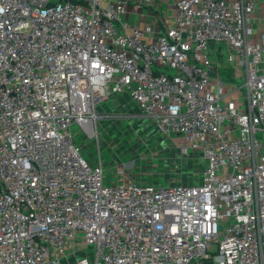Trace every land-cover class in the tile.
Here are the masks:
<instances>
[{
    "label": "built area",
    "instance_id": "obj_1",
    "mask_svg": "<svg viewBox=\"0 0 264 264\" xmlns=\"http://www.w3.org/2000/svg\"><path fill=\"white\" fill-rule=\"evenodd\" d=\"M174 1L145 41L126 0H0V264H264V0ZM115 94L195 179L104 183L73 125Z\"/></svg>",
    "mask_w": 264,
    "mask_h": 264
},
{
    "label": "rangeland",
    "instance_id": "obj_2",
    "mask_svg": "<svg viewBox=\"0 0 264 264\" xmlns=\"http://www.w3.org/2000/svg\"><path fill=\"white\" fill-rule=\"evenodd\" d=\"M221 50L223 54L226 53L223 45ZM242 74L235 78L236 86L243 84ZM240 90L243 92V88ZM119 103L118 98L111 101L115 107ZM100 105L96 109L98 112H101ZM139 124L137 114L113 111L99 119L95 126L85 132H75L78 128L76 124L73 125L75 141L87 161L89 163H95L99 159L102 161L105 184L115 182L117 176L113 173L114 169L122 165L130 169L134 167V174L143 183H182L195 179L201 165L196 155L193 157L191 151L186 155L179 154L173 147L171 139H167L158 131L141 132L144 128L140 129ZM188 164L193 168L191 172Z\"/></svg>",
    "mask_w": 264,
    "mask_h": 264
},
{
    "label": "crops",
    "instance_id": "obj_3",
    "mask_svg": "<svg viewBox=\"0 0 264 264\" xmlns=\"http://www.w3.org/2000/svg\"><path fill=\"white\" fill-rule=\"evenodd\" d=\"M127 1V9L125 14L122 16V19L128 24L127 32H131V28L138 27L140 29H144L145 27H149L150 30L144 35L143 39L145 41H150L154 39V37L163 29L164 25L172 24L173 17V7L174 0H126ZM260 2V1H259ZM171 15V16H170ZM254 28L255 33L252 36V39L263 43L262 34L264 33V7H260L256 9L254 14ZM119 99V105L114 106L111 104V101H115V99ZM101 113L110 114L113 111H121L129 113L137 114L139 116V128L143 131H155L152 120L147 117L143 111L139 108V106L128 96L122 94H115L107 98L105 101L101 103ZM146 122L148 125H146ZM168 139V138H167ZM173 147L179 151V154L183 155L180 152L179 145L181 144L180 138H174L172 140ZM172 147V148H173ZM196 153L192 152V156L194 157ZM180 157V155H178ZM190 158V157H189ZM180 159V158H179ZM178 160V159H177ZM185 161H188L180 159ZM120 167V166H117ZM129 175L135 180H139V178L134 174V167L130 169Z\"/></svg>",
    "mask_w": 264,
    "mask_h": 264
},
{
    "label": "bare ground",
    "instance_id": "obj_4",
    "mask_svg": "<svg viewBox=\"0 0 264 264\" xmlns=\"http://www.w3.org/2000/svg\"><path fill=\"white\" fill-rule=\"evenodd\" d=\"M131 164H129V166H130Z\"/></svg>",
    "mask_w": 264,
    "mask_h": 264
}]
</instances>
